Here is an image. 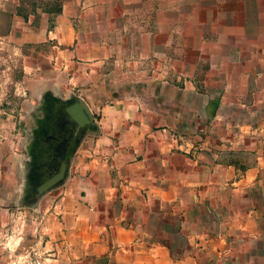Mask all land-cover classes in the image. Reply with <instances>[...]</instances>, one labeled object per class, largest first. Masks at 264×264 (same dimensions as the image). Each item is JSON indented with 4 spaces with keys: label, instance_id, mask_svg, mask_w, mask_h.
I'll return each mask as SVG.
<instances>
[{
    "label": "crops",
    "instance_id": "0c3cea01",
    "mask_svg": "<svg viewBox=\"0 0 264 264\" xmlns=\"http://www.w3.org/2000/svg\"><path fill=\"white\" fill-rule=\"evenodd\" d=\"M1 26L32 115L79 97L96 122L47 215L48 264H264V0L0 5Z\"/></svg>",
    "mask_w": 264,
    "mask_h": 264
},
{
    "label": "rangeland",
    "instance_id": "374dc122",
    "mask_svg": "<svg viewBox=\"0 0 264 264\" xmlns=\"http://www.w3.org/2000/svg\"><path fill=\"white\" fill-rule=\"evenodd\" d=\"M65 1L68 0H0V5L29 15L44 11L54 13ZM1 41L0 264H48L47 259L54 256L56 249L50 245L46 219L59 196L61 182L44 192L34 191L37 181L28 164L29 144L27 147L17 140L23 131L29 133L37 129V118L26 105L27 95H23V85L18 83L22 57L15 54L16 49L10 42ZM42 106L41 103L35 109L36 114L44 112ZM19 157H24L26 162L19 161Z\"/></svg>",
    "mask_w": 264,
    "mask_h": 264
},
{
    "label": "flooded vegetation",
    "instance_id": "af4514ba",
    "mask_svg": "<svg viewBox=\"0 0 264 264\" xmlns=\"http://www.w3.org/2000/svg\"><path fill=\"white\" fill-rule=\"evenodd\" d=\"M67 105L55 98L46 97L42 106L45 119L36 120L37 129L32 134L33 142L29 145L30 158L28 160L29 167L37 181L34 188L36 192H39L40 184L59 170L62 162L68 165L80 138L82 128L68 120L65 112Z\"/></svg>",
    "mask_w": 264,
    "mask_h": 264
},
{
    "label": "water",
    "instance_id": "95a60500",
    "mask_svg": "<svg viewBox=\"0 0 264 264\" xmlns=\"http://www.w3.org/2000/svg\"><path fill=\"white\" fill-rule=\"evenodd\" d=\"M68 120L75 122L80 128L89 126L94 129L96 122L88 105L79 97L74 98L65 108ZM67 164L62 162L59 170L52 175L48 180L38 186V191L43 192L54 184L60 183L66 174Z\"/></svg>",
    "mask_w": 264,
    "mask_h": 264
},
{
    "label": "trees",
    "instance_id": "16d2710c",
    "mask_svg": "<svg viewBox=\"0 0 264 264\" xmlns=\"http://www.w3.org/2000/svg\"><path fill=\"white\" fill-rule=\"evenodd\" d=\"M17 12H18V11H17ZM45 12H48V11H45ZM58 12H60V8H56V10H55L54 13H58ZM18 14L22 15L25 19L27 18V15H28V14H23V13H21V12H18Z\"/></svg>",
    "mask_w": 264,
    "mask_h": 264
}]
</instances>
